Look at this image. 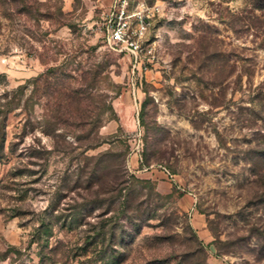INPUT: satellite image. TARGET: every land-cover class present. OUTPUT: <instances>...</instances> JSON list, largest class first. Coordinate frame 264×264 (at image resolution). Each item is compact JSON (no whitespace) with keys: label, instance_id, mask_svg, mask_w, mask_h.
I'll return each instance as SVG.
<instances>
[{"label":"rangeland","instance_id":"rangeland-1","mask_svg":"<svg viewBox=\"0 0 264 264\" xmlns=\"http://www.w3.org/2000/svg\"><path fill=\"white\" fill-rule=\"evenodd\" d=\"M110 2L0 0V264H264V0Z\"/></svg>","mask_w":264,"mask_h":264},{"label":"built area","instance_id":"built-area-1","mask_svg":"<svg viewBox=\"0 0 264 264\" xmlns=\"http://www.w3.org/2000/svg\"><path fill=\"white\" fill-rule=\"evenodd\" d=\"M155 7L145 0H111L103 11V29L113 49L127 52L135 61L150 60L146 49V20Z\"/></svg>","mask_w":264,"mask_h":264},{"label":"trees","instance_id":"trees-1","mask_svg":"<svg viewBox=\"0 0 264 264\" xmlns=\"http://www.w3.org/2000/svg\"><path fill=\"white\" fill-rule=\"evenodd\" d=\"M131 176H133V175H131ZM123 181H124L123 179H116V181H115V183H114V188H113V190H118V192L121 193V192L126 188V187L122 184ZM121 194H122V193H121ZM122 195H123V194H122ZM129 217H130V216H129ZM100 235L103 237V238H102V237H101V238L104 239V238H105V235H106L105 230L102 229V231L98 233L97 238H99ZM112 235H114V233H113Z\"/></svg>","mask_w":264,"mask_h":264}]
</instances>
